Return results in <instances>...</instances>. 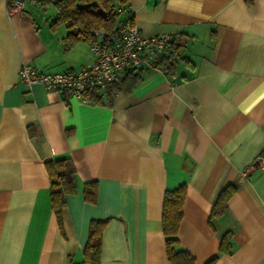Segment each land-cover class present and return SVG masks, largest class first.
Here are the masks:
<instances>
[{
    "label": "crops",
    "instance_id": "crops-1",
    "mask_svg": "<svg viewBox=\"0 0 264 264\" xmlns=\"http://www.w3.org/2000/svg\"><path fill=\"white\" fill-rule=\"evenodd\" d=\"M0 0V264L84 263L92 220H106L93 264H170L163 194L186 184L178 241L203 264H264V0H128L141 35L168 33L175 73L145 67L107 102L19 81L22 62L48 72L94 59L71 39L56 0H29L24 16ZM36 130L37 142L28 126ZM69 157L73 192L61 228L44 160ZM97 199L84 198L85 182ZM228 183L226 211L208 222ZM231 232L232 250L219 252Z\"/></svg>",
    "mask_w": 264,
    "mask_h": 264
},
{
    "label": "trees",
    "instance_id": "trees-1",
    "mask_svg": "<svg viewBox=\"0 0 264 264\" xmlns=\"http://www.w3.org/2000/svg\"><path fill=\"white\" fill-rule=\"evenodd\" d=\"M128 0H56V17L53 23H61L67 29L71 39L85 41L95 40V31L112 30L121 18L119 14ZM124 17L132 18L130 15ZM151 67L160 69L164 74L175 73L177 63V46L171 42L169 50L164 53L154 52L147 56ZM143 68H133L124 72L117 81L107 84L103 89L89 88L83 94L85 99L99 102L104 96L107 102L119 91L128 92L141 78ZM32 138L37 142L36 130L28 126ZM49 178V193L52 209L61 228V210L65 205V196L75 189V167L69 157L49 158L44 160ZM235 183H228L219 192L213 203L208 222L222 215L227 209V201L236 190ZM84 198L89 202L97 199V183L94 180L85 182ZM186 192L185 182L173 188H166L163 194L161 228L164 236L166 258L170 264H193L194 256L182 248L178 241V224L182 218V203ZM106 220H92L88 226V237L83 248L84 263L93 264L99 260L102 230ZM232 250L231 232L225 231L220 237L219 252L229 253ZM217 254L212 255L203 264H214Z\"/></svg>",
    "mask_w": 264,
    "mask_h": 264
},
{
    "label": "built area",
    "instance_id": "built-area-1",
    "mask_svg": "<svg viewBox=\"0 0 264 264\" xmlns=\"http://www.w3.org/2000/svg\"><path fill=\"white\" fill-rule=\"evenodd\" d=\"M27 1L8 0V14L23 17ZM95 35V40L88 42L94 56L91 63L79 70L48 72L22 62L19 81L26 87L42 84L46 89L85 99L83 93L89 88L103 89L107 84L117 82L129 69L151 67L147 56L167 52L172 42L168 33L141 35L133 19L128 17L120 18L110 31L96 30ZM66 264L74 263L68 260Z\"/></svg>",
    "mask_w": 264,
    "mask_h": 264
},
{
    "label": "rangeland",
    "instance_id": "rangeland-1",
    "mask_svg": "<svg viewBox=\"0 0 264 264\" xmlns=\"http://www.w3.org/2000/svg\"><path fill=\"white\" fill-rule=\"evenodd\" d=\"M54 6V4H52Z\"/></svg>",
    "mask_w": 264,
    "mask_h": 264
}]
</instances>
